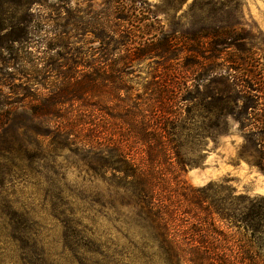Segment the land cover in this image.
<instances>
[{"label":"trees","instance_id":"trees-1","mask_svg":"<svg viewBox=\"0 0 264 264\" xmlns=\"http://www.w3.org/2000/svg\"><path fill=\"white\" fill-rule=\"evenodd\" d=\"M133 3V12H141L145 35L150 36L147 42L113 44L114 60L107 70L75 78V69L68 67L63 82L43 96L45 78L31 79L25 62L40 66L60 56L62 61L90 67L66 57L76 16L65 10L53 39H41L42 51L30 61L26 54L31 55L27 51L31 27L41 22L31 10L40 0H0V191L6 182L15 181L31 186L34 192L29 197L39 202L38 208L17 201L0 204V230L14 244V259L18 264H264V196H236L224 184L192 187L184 176L201 158L190 156L195 150L189 146L192 142L175 138L190 132L179 117L158 128L140 117L132 119L139 107L131 106L121 107L123 116L114 118L104 99L102 110L119 125L105 122L104 116V135L98 140L75 138L81 124L67 117L66 107L85 105L94 77L102 81L106 93V84L120 79L109 76V68L120 75L122 66L128 68L135 61L177 59L183 53L171 36L154 32L156 19L146 3ZM186 52L201 55L198 48ZM185 62V67L190 66ZM231 86L238 88L233 81ZM188 101L181 93L179 102ZM53 117L60 121L52 122ZM42 127L46 153L43 143L31 139L41 135ZM109 129L118 132L114 139L107 138L114 135ZM255 133L263 138L249 140L256 158L248 163L264 174V124ZM57 151L78 157L76 168L92 184L93 196L83 188L85 184L69 186L65 175L53 167ZM136 151L142 154L140 161L134 158ZM39 164L41 171L55 170L44 174ZM38 215H45L48 222L39 223ZM50 236L56 239L58 254H50Z\"/></svg>","mask_w":264,"mask_h":264},{"label":"rangeland","instance_id":"rangeland-1","mask_svg":"<svg viewBox=\"0 0 264 264\" xmlns=\"http://www.w3.org/2000/svg\"><path fill=\"white\" fill-rule=\"evenodd\" d=\"M134 1L146 3L156 19L152 25L154 32L171 36L183 53L177 59L135 61L128 68L122 66L120 75L109 68L108 75L120 79L108 82L106 93L102 90V81L94 77V87L85 96V105L77 102L66 107L67 117L81 124L75 138L98 140L104 135V116L105 122L120 123L105 115L101 107L104 99L107 112L114 118L123 116L121 107L131 106L139 107L133 112L137 118L132 119L140 117L158 128L160 123L166 125L179 117L190 132L175 138L192 142L189 146L196 151L190 156L201 158L200 163L188 168L184 176L192 187L224 184L236 196H264V174L248 163L256 158L249 140L263 138L255 133V128L264 124V0H40V4L31 10L41 22L31 27L30 42L27 43L31 55L26 56L33 60L32 56L42 51L40 40H52L57 23L62 21L58 20L64 17L65 10H72L77 28L66 41L69 52L66 57L90 67L62 61L60 56H55L40 66L25 62L24 70L31 79L36 75L45 78L46 88L40 89L43 96L49 94L54 85L63 82L70 66L76 71L75 78L98 69L107 67V70L114 60L110 56L113 44L137 45L150 38L145 35L141 12H133ZM128 28L135 32L130 33ZM112 31L119 35L113 37ZM191 48H198L201 55L185 53ZM104 49L108 51L104 53ZM2 56L8 57L7 54ZM186 60L190 66H184ZM232 81L238 88L233 89ZM179 92L189 101L179 102ZM21 104L18 102L19 107ZM28 107L31 112V104ZM128 119L124 117V120ZM59 121L52 118V122ZM39 132L41 135L31 139L43 143L42 152L46 153L44 128ZM111 133L114 135L107 136L108 139H114L118 132ZM240 154L245 159L240 158ZM133 155L140 161V151ZM52 162L53 167L65 175L69 186L79 188L85 184L83 188L93 196L92 184L85 182L84 174L78 173L76 168L80 163L78 157L57 151ZM60 166L64 167L58 169ZM55 169L47 167L41 172L47 174ZM32 192L31 186L6 182L0 191V204L4 206L7 202L17 201L20 206L34 204L38 208L39 202L29 197ZM37 218L42 225L48 222L45 215ZM51 236L48 238L52 247L49 252L58 254L54 252L56 244L53 241L56 239L52 240ZM13 246L7 233L0 230V264H18Z\"/></svg>","mask_w":264,"mask_h":264}]
</instances>
